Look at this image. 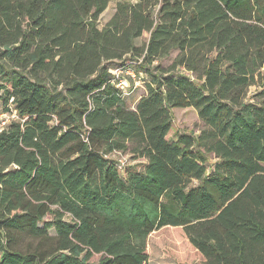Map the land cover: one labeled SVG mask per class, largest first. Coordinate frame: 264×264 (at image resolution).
<instances>
[{
    "label": "trees",
    "instance_id": "obj_1",
    "mask_svg": "<svg viewBox=\"0 0 264 264\" xmlns=\"http://www.w3.org/2000/svg\"><path fill=\"white\" fill-rule=\"evenodd\" d=\"M133 1L99 29L111 0H0V264H149L165 228L200 264H264V0ZM186 108L205 129L168 140Z\"/></svg>",
    "mask_w": 264,
    "mask_h": 264
},
{
    "label": "rangeland",
    "instance_id": "obj_2",
    "mask_svg": "<svg viewBox=\"0 0 264 264\" xmlns=\"http://www.w3.org/2000/svg\"><path fill=\"white\" fill-rule=\"evenodd\" d=\"M133 0H111L109 7L105 13L100 17L98 28L103 29L115 14L116 5L118 2ZM150 38V33L145 32L143 36L136 41L139 48L145 49ZM177 53H174L167 59L160 62L163 68L172 66L173 60ZM260 91V88L253 87L248 93L247 100L253 102V97ZM145 95V88L140 85L133 93L125 99V106L132 109L136 106L140 98ZM17 118L18 115L16 114ZM19 119V118H18ZM16 119V120H18ZM5 120L0 117V124ZM13 121V120H12ZM205 129L203 121L200 119L198 113L193 108L175 109L173 110V127L167 139L170 141L177 140L179 135L198 136L202 130ZM115 161L126 162L128 166L133 161L131 155L111 156ZM216 162L213 156H210L209 166H213ZM131 167L135 166L138 170L142 169L144 161H133ZM130 168L128 170H130ZM197 183L193 182L195 186ZM147 252L149 254V264H200L203 262L202 258L197 254L196 249L184 240L183 234L176 232L173 228H165L161 231L151 235L147 243ZM93 261H98L95 257Z\"/></svg>",
    "mask_w": 264,
    "mask_h": 264
},
{
    "label": "built area",
    "instance_id": "obj_3",
    "mask_svg": "<svg viewBox=\"0 0 264 264\" xmlns=\"http://www.w3.org/2000/svg\"><path fill=\"white\" fill-rule=\"evenodd\" d=\"M109 72L111 74V83L122 92L124 97H129L133 93V91L137 89L140 85L144 86L142 80L144 78V74L137 73L134 69L130 67L122 66L116 69H111ZM0 117L5 118L2 124H0V133L3 130H5L10 125L11 122L19 120L18 119L19 117L17 118L16 113L14 111L12 113L0 114ZM111 156H123V155L114 154ZM116 162L118 163L119 168L121 169L127 166L126 162L124 163L120 160Z\"/></svg>",
    "mask_w": 264,
    "mask_h": 264
}]
</instances>
